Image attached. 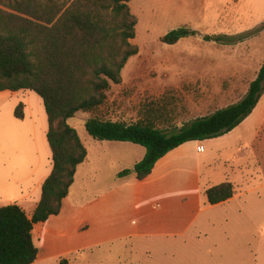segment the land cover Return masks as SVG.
<instances>
[{"label":"rangeland","instance_id":"374dc122","mask_svg":"<svg viewBox=\"0 0 264 264\" xmlns=\"http://www.w3.org/2000/svg\"><path fill=\"white\" fill-rule=\"evenodd\" d=\"M130 7L138 19L131 42L139 53L124 68L122 83L112 84L100 112L105 119L136 123L156 103L167 107L170 115L159 126L170 130L245 96L264 63V0H134ZM179 28L197 35L174 46L161 42ZM219 35L233 44L214 42ZM20 104L24 120L15 116ZM91 117L79 112L70 120L90 155L73 194L83 202L97 199L88 214L98 229L78 238L71 227L65 241L52 235L44 245L35 241L40 260L58 264V256L76 251L67 258L79 259L78 264H264V187L250 179L258 169L251 167L242 177L232 162L245 148L264 154V133L256 139L254 124L206 144L204 154L191 146L186 158L141 183L133 173L118 175L133 171L145 149L94 140L85 127ZM47 130L44 103L36 93L0 101V207L33 209L39 181L53 167ZM195 163L203 165V188L231 178L237 199L210 207L202 192L183 202L188 181L182 177ZM84 241H91L86 243L91 248L81 251Z\"/></svg>","mask_w":264,"mask_h":264},{"label":"trees","instance_id":"16d2710c","mask_svg":"<svg viewBox=\"0 0 264 264\" xmlns=\"http://www.w3.org/2000/svg\"><path fill=\"white\" fill-rule=\"evenodd\" d=\"M131 1L0 0V92L25 90L42 98L53 160L51 174L43 184L41 200L31 218L17 204L0 207V264H34L38 259L34 227L61 213L77 170L88 158L87 148L70 125L79 112L92 114L85 127L94 140L145 148L144 159L133 171L118 175L123 178L133 173L142 181L162 158L182 145L217 139L237 129L264 95L263 63L240 101L181 127L161 128L159 124L170 114L167 107L156 103L146 107L136 123L105 119L100 112L112 84L122 83L124 68L139 53L131 42L136 38L138 25ZM196 35V31L179 28L163 36L161 42L174 46ZM226 38L219 35L213 41L233 44ZM15 116L24 120L22 104ZM234 194L230 182L206 191L212 206L229 201Z\"/></svg>","mask_w":264,"mask_h":264},{"label":"crops","instance_id":"0c3cea01","mask_svg":"<svg viewBox=\"0 0 264 264\" xmlns=\"http://www.w3.org/2000/svg\"><path fill=\"white\" fill-rule=\"evenodd\" d=\"M134 1V0H132ZM131 1V2H132ZM130 2V3H131ZM129 3V5H130ZM188 39V38H186ZM262 66V65H261ZM26 93L25 90L19 91V92H9V91H5V92H0V101H2L5 98H18L21 94ZM25 118V117H24ZM249 123L254 124V129H255V133H256V139H260L262 136V133H264V95L262 97V99L260 100L258 106L256 107V109L254 110V112L252 113V115L246 119L237 129H235L234 131H232L231 133L217 138V139H213V140H208L205 142H189L186 143L184 145H182L181 147L173 150L172 152H170L168 155H166L164 158H162L155 166L152 174L146 178L145 180H142L141 183L145 182V181H152L157 174L159 175V173L163 170H166L167 167H169L170 163L178 158H186L188 155V152L190 151V147L193 146V151L195 154H204L207 152L206 149V144L208 143H212V141H217L220 139H223L224 137H228V135H231L233 132L237 131L238 129H240L241 127H244L245 125H248ZM48 129H49V125H48ZM46 133H48V130L46 131ZM103 143H116V144H128V143H121V142H108L105 141ZM132 144V143H129ZM135 145V144H133ZM139 146V145H137ZM203 146L204 147V152H199L198 148ZM144 148V147H143ZM145 149V148H144ZM263 149H261L259 151L255 150V148H245L242 149V151H240L239 153H237L234 157H233V163L237 164V169L239 171H241L242 173V177H245V173L244 171L251 168L255 171V169H258L256 174L253 175L250 179H253L254 181H256L257 179L259 180V188H263L264 187V154H263ZM190 154V153H189ZM146 155V150L142 152L141 157L138 159V161L135 162L134 167L137 163H139L140 161H142L144 159ZM223 156V154L221 155ZM190 158V156L188 157ZM90 163V155L88 153V158L87 161L80 165L76 176H75V181L74 184L72 185L71 189H70V193L68 195V197L66 199H64L63 201V206H62V211L58 216H52L46 223H41L38 225H35L34 227V231H33V238H34V242L38 241L40 243H42L43 245L45 244L44 242L46 241L47 236L52 235L54 237H58V238H66L67 235H69L68 232H66L67 228H71L73 229L72 233H74V235L76 237H88L89 234H93L95 232V230L98 229V223L92 221V219H90L89 216V210L91 207H94L98 201L94 200L91 202H83L82 200H76V198H74V188L75 185L77 183V179L80 173V169L82 167H84L85 165ZM230 162H228L227 164H229ZM202 164L201 163H195L194 166L192 167L191 170H189L186 173V177L183 176V178H185V180L188 181V190H187V194H185L183 196L182 201L186 202L187 204L190 203V197H196V198H200V196L202 195V192H205L206 195V191L214 186L220 185L222 184V182L220 184L217 185H211V187H206L203 188L202 186V181H203V175H202ZM257 166V167H255ZM53 168V167H52ZM52 171V170H51ZM122 172V171H121ZM51 173L46 174L44 177H42V179H40L39 181V187L41 189V193H38V200L36 203H34L33 209L30 210V213H27L23 207V205H19L27 214V216L29 218H31L41 200L42 197V187L43 184L45 182V180L49 177ZM183 175V174H182ZM256 176V177H255ZM246 178H248V175H246ZM124 179V178H123ZM138 180V179H137ZM140 181V180H139ZM225 182H230L233 185L236 183L232 182L231 178H226L225 181H223V183ZM39 189V190H40ZM207 197V196H206ZM234 199H237V195L234 194V197L232 199H230L229 201L219 204V205H215L212 206L210 205V207H222L226 204L231 203ZM208 201V199H207ZM7 205H11V203L7 204ZM87 212L86 215H80L78 216V214L83 213V212ZM75 217V218H74ZM65 241V239H64ZM84 244L82 245V248L80 249L81 251H85L88 248H91V245H87L86 243L90 244L91 241H87V242H83ZM36 244V243H35ZM76 252V251H74ZM74 252H72L71 254H66V257L63 256H58L57 258L58 260V264L61 263V261L66 260L67 264H78V260L79 259H71V258H67V256H71L72 254H74ZM40 249H39V255H38V259L36 260V262L34 264H49V259L50 258H45L44 260H40ZM57 258H52V259H56ZM51 259V260H52Z\"/></svg>","mask_w":264,"mask_h":264},{"label":"built area","instance_id":"2783aa9c","mask_svg":"<svg viewBox=\"0 0 264 264\" xmlns=\"http://www.w3.org/2000/svg\"><path fill=\"white\" fill-rule=\"evenodd\" d=\"M198 150H199V152H204L205 149H204L203 146H201V147L198 148Z\"/></svg>","mask_w":264,"mask_h":264}]
</instances>
